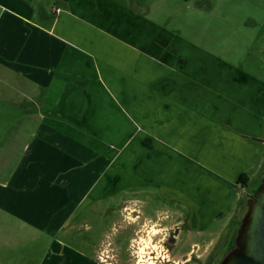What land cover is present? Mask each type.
I'll return each instance as SVG.
<instances>
[{"label":"crops","instance_id":"1","mask_svg":"<svg viewBox=\"0 0 264 264\" xmlns=\"http://www.w3.org/2000/svg\"><path fill=\"white\" fill-rule=\"evenodd\" d=\"M143 5L0 0V211L48 240L41 264H105L109 240L83 234L93 204L129 222L128 196L152 189L201 232L226 207L236 225L238 177L261 176L264 79Z\"/></svg>","mask_w":264,"mask_h":264},{"label":"rangeland","instance_id":"2","mask_svg":"<svg viewBox=\"0 0 264 264\" xmlns=\"http://www.w3.org/2000/svg\"><path fill=\"white\" fill-rule=\"evenodd\" d=\"M120 1L130 6H135L136 3L146 5L148 18L161 22L167 28L177 31L210 51L221 54L222 57H227L228 61L235 62V64L241 63L244 68L264 79V0ZM261 137L264 139V124ZM259 159L260 164L263 163L260 171L262 175L264 173V144H259L251 171L255 170L256 172ZM260 177L248 184L247 191H237L229 198L228 204L236 206L237 198L241 197L239 206L234 209L231 221L241 215L244 208L243 203L247 199L245 194L257 188ZM127 193H123L122 196ZM146 193L149 196L148 200L145 199L146 201L142 194L128 196V198H133L131 200L138 202V204L136 202L128 204L129 210L134 209L132 213H136V209H138V212L142 213V216L138 218L133 216L130 218L129 215L127 218L129 222L125 220L122 203L115 199L105 202L110 204H104L105 207L100 209L101 214L96 221L89 213L95 210V204L93 207L86 208L85 221L92 227V230H89V234L85 230L83 234L93 235L94 242L97 240L98 243H103L104 240L112 241L113 244L109 246L112 248V252L111 250L110 252L118 253L121 264H126L131 243H134L129 239L135 237L133 230L136 229L140 238L135 237L137 242L132 248L140 247L138 253L139 256L141 254L140 259L143 261L147 255L142 252L149 250L146 245L153 244L155 249L158 243L162 245L163 241H166V245L162 247L161 255L165 258L171 252L170 258L178 259L182 263L183 254L186 252L184 250L188 251L194 248V254H197L195 261L184 264H218L221 261L227 251L229 237L233 236V230L231 232L230 227L235 226L229 223L230 213L227 207L224 209V215L215 219L212 226L204 231L196 232L185 228L184 224L179 222L178 217L167 216L170 208L165 207L166 203L160 199L157 192L148 189ZM0 213V264H41L48 240L34 235L31 230L23 229L21 224L11 223L1 211ZM138 214L140 215V213ZM173 234L175 238H172ZM173 240L175 244L168 252L166 246H169ZM194 243L196 245L193 247ZM176 245H178L180 253H178ZM70 255L74 263L81 264L79 254L70 253ZM84 264H90V262ZM148 264H152L149 258Z\"/></svg>","mask_w":264,"mask_h":264},{"label":"water","instance_id":"3","mask_svg":"<svg viewBox=\"0 0 264 264\" xmlns=\"http://www.w3.org/2000/svg\"><path fill=\"white\" fill-rule=\"evenodd\" d=\"M245 209L234 226V240L218 264H264V173L246 193Z\"/></svg>","mask_w":264,"mask_h":264},{"label":"flooded vegetation","instance_id":"4","mask_svg":"<svg viewBox=\"0 0 264 264\" xmlns=\"http://www.w3.org/2000/svg\"><path fill=\"white\" fill-rule=\"evenodd\" d=\"M132 211H134V209ZM184 226L186 228V225H184ZM137 232H138L137 229L136 230H133V234L135 235V237H138L137 239H139L140 236H139V234H137ZM146 232H148L147 229H146ZM135 237H131L129 240H132V242L135 243V242H137V239H135ZM172 238H175V235L174 234L172 235ZM163 242L164 243L162 245H160L158 243V246L156 245L157 247L155 249H154V246L155 245H153V244L146 245V248L147 249L149 248V250L142 252V253H144V254L147 255L146 256V259H144V261H143V259H140L141 254L139 256V253H138V249H140V247L137 246L136 248H132L133 246H135V244L134 243H131V249H130V252L128 254L127 260H126V264H148V258L150 259V262H152V264H184V263L191 262L193 260L195 261V259L197 257V254H194V251H195L194 248L191 249V250L189 249L188 251L187 250H184L186 252H184V254H183L184 257H183V262L182 263L178 259H176V260L175 259H171L169 255H171V252L170 251L173 248V245L175 244L174 240L172 241V243L169 246L168 245L166 246V250L168 252H170V253L165 258L163 255H161L162 247L166 245V241H163ZM108 244L111 246V244H113V242L112 241H110V242L108 241ZM195 245H196V243L193 244V247ZM160 247H161V249H160ZM176 247H177L178 253H180L179 248H178V245H176ZM101 250L102 249H100L99 252L102 254L103 250L102 251ZM110 250L112 252V248H110ZM111 252L109 254H102V255L105 256V259H102V257L100 256L101 254L98 255V259H100V261H102V262H105V264H121L120 263L121 260L119 259L118 253H111ZM154 252H155V254H154ZM143 256L145 257V255H143ZM107 259H109L108 262H106ZM140 262H143V263H140ZM169 262H171V263H169Z\"/></svg>","mask_w":264,"mask_h":264},{"label":"trees","instance_id":"5","mask_svg":"<svg viewBox=\"0 0 264 264\" xmlns=\"http://www.w3.org/2000/svg\"><path fill=\"white\" fill-rule=\"evenodd\" d=\"M237 184H239L241 187H248V179H247V175L245 173H242L237 181H236ZM233 240H234V235L230 238L229 242H228V246H232L233 244Z\"/></svg>","mask_w":264,"mask_h":264}]
</instances>
